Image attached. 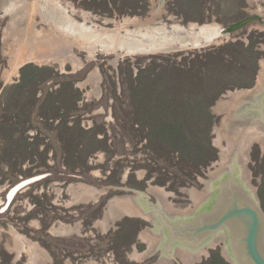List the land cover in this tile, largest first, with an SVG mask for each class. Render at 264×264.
<instances>
[{"label":"rangeland","instance_id":"374dc122","mask_svg":"<svg viewBox=\"0 0 264 264\" xmlns=\"http://www.w3.org/2000/svg\"><path fill=\"white\" fill-rule=\"evenodd\" d=\"M63 1L106 28L150 14V0ZM167 3L185 22L253 17L241 9L246 0ZM214 49L208 65L190 61ZM262 60L264 22L251 19L200 47L90 59L72 73L29 61L7 79L0 75V264L154 263L161 249L142 261L134 255L148 250L151 239L140 233L153 225L118 212L103 227L109 201L153 185L168 191L174 206L192 207L191 190L206 185L221 157L216 128L234 96L258 88ZM64 70H71L69 62ZM209 81L222 86L210 103ZM30 82L38 85L34 98ZM177 129L182 140L174 139ZM180 149L188 159L180 160ZM249 154L264 211V152L253 142ZM89 188L96 194L86 195ZM19 240L24 247L17 253ZM220 250L209 248L192 264H219Z\"/></svg>","mask_w":264,"mask_h":264},{"label":"water","instance_id":"95a60500","mask_svg":"<svg viewBox=\"0 0 264 264\" xmlns=\"http://www.w3.org/2000/svg\"><path fill=\"white\" fill-rule=\"evenodd\" d=\"M246 2L241 9L253 17L205 23L181 21L167 0H150L149 16L106 28L63 0H0V75L7 79L29 61L72 73L90 59L204 46L251 19L264 22V0ZM65 62L70 71L64 70ZM220 133L222 159L208 184L190 193L193 208L176 210L163 189L153 185L145 190L156 203L144 191L116 196L153 225L141 230L154 245L139 261L161 249L152 264H173L172 256L192 264L219 245L231 264H264V211L246 167L253 142L259 143L260 156L264 152V84L228 106Z\"/></svg>","mask_w":264,"mask_h":264},{"label":"bare ground","instance_id":"6f19581e","mask_svg":"<svg viewBox=\"0 0 264 264\" xmlns=\"http://www.w3.org/2000/svg\"><path fill=\"white\" fill-rule=\"evenodd\" d=\"M264 60H262V62H261V64H262V67H261V70H260V72H259V75H258V87H260L261 85H263L264 84V62H263ZM17 70H18V68L11 74V75H13V74H15V73H17ZM95 76H97V71H94L93 73H92V75L91 76H89L88 77V79L87 80H93V79H95L94 77ZM86 80V81H87ZM257 89V88H256ZM252 90V89H251ZM246 91V90H245ZM248 92H249V90H248ZM242 95H244L243 93H241V94H238V95H236V96H234V98L235 99H237L238 97H240V96H242ZM216 132L218 133V136H217V138H216V140L218 141V144L220 145V148H221V157H220V159L218 160V162L215 164V167L213 168V169H211L212 171L210 172V179L212 178V176H213V174L215 173V171H216V169H217V167L219 166V164H220V161H221V159H222V156H223V144L221 143V136L219 135V128H216ZM250 150H251V145H250ZM250 151L248 152V156H249V159H250ZM248 159V160H249ZM248 160H247V162H246V167L250 170V168H249V166H248ZM250 172H251V170H250ZM251 173H250V183H251ZM208 180V179H207ZM210 180H208V181H206V184H208V182H209ZM252 184V183H251ZM157 187H159V186H157ZM160 188H162V187H160ZM163 189V191H164V193H165V195H166V198H167V200L169 201V203H170V205L173 207V208H175L176 210H180V211H182V210H188V209H191V208H193V206L192 207H188L187 206V208H184V209H182V208H179V207H176V206H174V204L169 200V192L168 191H166L164 188H162ZM254 189H255V187H254ZM196 189H192L191 190V192L192 191H195ZM96 189L95 188H89L86 192V195H95L96 194ZM147 195H150V193H148L147 191H144ZM118 212L119 213H127V214H130V215H132V214H134L133 213V211H132V209H130L128 206H126L122 201H120L118 198H115V199H111L110 201H109V204H108V207H107V216L106 217H104L102 220H100L99 221V223L104 227V226H106L107 227V223H108V220H110L109 218H111V219H113L115 216H116V214H118ZM108 219V220H107ZM140 235H141V237L142 238H147V236L146 235H144L142 232L140 233ZM20 238H21V236H20ZM22 239V238H21ZM24 241V240H23ZM16 242V241H15ZM24 243H25V241H24ZM17 245V244H16ZM153 245H154V241L151 239L150 240V244H149V246H148V250L147 251H143V252H135L134 253V255L135 256H137V257H139V258H142L146 253H148L149 251H150V249L153 247ZM34 246H35V244H34ZM24 246H23V243H22V240H19L18 241V247L16 248V251H17V253H20V251H22V248H23ZM32 250V249H31ZM35 250V249H34ZM37 250V249H36ZM38 251V250H37ZM36 251V252H37ZM207 251V250H206ZM203 254H200V258H201V256H202ZM174 258V257H173ZM32 263V262H31Z\"/></svg>","mask_w":264,"mask_h":264},{"label":"trees","instance_id":"16d2710c","mask_svg":"<svg viewBox=\"0 0 264 264\" xmlns=\"http://www.w3.org/2000/svg\"><path fill=\"white\" fill-rule=\"evenodd\" d=\"M231 45H233V44H231ZM229 46V45H228ZM250 47H252V43H250ZM223 49L224 48V46H221V47H219L218 48V51L220 50V49ZM217 50V49H216ZM214 52H216L215 51V49L214 50H209V51H206L204 54H202L201 55V53H194V56H193V58H191L190 59V61L193 63V62H196V61H199V63L201 64L200 66H206V65H208V63L212 60V58H213V56H211V54L212 53H214ZM25 69L26 68H22V73L25 71ZM157 74H160V76H161V74L162 75H165L164 73H163V70H161L160 69V71H158V73ZM165 78V77H164ZM207 86H208V90H211L212 91V99L209 101V103L210 102H212L213 100H214V98L218 95V93L222 90V86H221V84L218 82V81H209L208 83H207ZM26 87L31 91V94H32V96H33V98H34V93H35V91H36V88H38V85H35L33 82H30V83H28V84H26ZM47 92V91H46ZM48 93V92H47ZM46 93V94H47ZM43 99V98H42ZM35 100H36V98H35ZM41 100V98L39 99L38 98V101H40ZM44 100V99H43ZM42 100V101H43ZM164 123L165 122H163V125H164ZM176 127H179L180 126V122L179 121H177L176 122ZM182 132H181V130H179V129H177L176 130V132H174L173 133V136H174V139L176 140V138H181V140H182ZM62 136V134H60V136H59V139H61L60 137ZM170 147V148H169ZM168 147V149L170 150L173 146H169ZM173 149H176V151H179V148H176V147H173ZM182 152H179L180 153V160H185V159H188L187 157H186V152H185V150H182V149H180ZM204 163L206 162V161H203ZM138 223H140V222H137V224ZM214 253V252H213ZM214 256L216 257V259H217V261L219 262V264H228V262L226 261V260H224L220 255H218V253H214Z\"/></svg>","mask_w":264,"mask_h":264},{"label":"flooded vegetation","instance_id":"af4514ba","mask_svg":"<svg viewBox=\"0 0 264 264\" xmlns=\"http://www.w3.org/2000/svg\"><path fill=\"white\" fill-rule=\"evenodd\" d=\"M221 243H222V241H221Z\"/></svg>","mask_w":264,"mask_h":264}]
</instances>
